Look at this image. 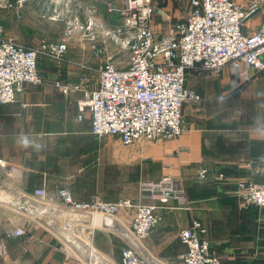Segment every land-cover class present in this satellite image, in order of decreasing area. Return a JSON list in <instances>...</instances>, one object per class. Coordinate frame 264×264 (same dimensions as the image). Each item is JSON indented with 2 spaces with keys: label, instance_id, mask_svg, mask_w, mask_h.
<instances>
[{
  "label": "crops",
  "instance_id": "0c3cea01",
  "mask_svg": "<svg viewBox=\"0 0 264 264\" xmlns=\"http://www.w3.org/2000/svg\"><path fill=\"white\" fill-rule=\"evenodd\" d=\"M26 1H21V11ZM69 1L62 0L68 12ZM80 1L77 6L87 16L99 9L89 5V0ZM15 2L18 5L19 0ZM46 2L48 11H56L60 3ZM122 3L106 0L105 11ZM255 16L258 19L249 23ZM24 17L23 13L12 30L11 19L0 15L5 38L26 47L60 41L33 36ZM253 17L245 22L246 32L261 26L264 11ZM155 26L154 20V31L164 34ZM77 41L80 49L69 48L62 62L40 59L43 84H26L16 103L0 105V187L17 199L13 206L0 204V264H84L87 256L78 253L71 258L73 246L40 216L44 208H64L59 190L67 187L81 201H139L142 182L165 176L183 183L191 208H177L173 201L158 204L162 220L140 245L142 259L148 264H185L187 247L179 233L198 220L208 228L212 250L221 256L222 264H264V208H245L235 194L240 180L264 181V75L252 72V80L240 86L228 68L220 74L189 73L187 87L197 91L201 100L184 104L183 135L176 140H140L125 146L118 137L94 136L89 111L78 120L83 92L64 95L55 85L77 84L89 76L90 88L98 86V69L105 55L94 51L88 41ZM11 166L17 167L12 176L8 173ZM202 168L209 170L206 179L198 178ZM221 174L226 179H220ZM42 187L47 189L48 199L36 201L33 193ZM14 214L18 215L15 220L11 218ZM133 216L134 210H123L110 227L102 224L105 219L97 218L92 243L100 264H123ZM25 226L33 236L27 254L23 253V240L6 237ZM81 226L88 225L76 224L71 231Z\"/></svg>",
  "mask_w": 264,
  "mask_h": 264
},
{
  "label": "built area",
  "instance_id": "2783aa9c",
  "mask_svg": "<svg viewBox=\"0 0 264 264\" xmlns=\"http://www.w3.org/2000/svg\"><path fill=\"white\" fill-rule=\"evenodd\" d=\"M21 1L15 4L20 7ZM15 4L11 0H0L1 9H14ZM190 8L184 23L171 25L160 35L153 29L158 11L156 0H123L121 6L109 7V13L120 18L117 30L89 17L84 23L71 21L69 32L60 41H42L37 47H26L15 39L5 38L0 24V105L16 103L26 84H43L40 59L64 61L72 33L79 31L82 40L88 41L94 51H100L105 57L98 69L96 88H90L92 78L89 76L80 78L77 84L55 83L64 95L84 93L78 103V120L82 121L83 114L89 111L94 136L118 137L125 146L140 140L179 139L184 133V104L201 100L197 91L187 87L189 73L220 74L228 68L240 86L252 80V72L264 75V21L258 30L245 31L246 19L255 12L264 11V0L242 3L238 0H190ZM109 40L129 53L126 67L120 66L109 53ZM16 171L15 166L8 169L10 176ZM208 173L207 168H202L198 178L206 179ZM219 177L226 179L224 174ZM140 191L139 201L105 202L100 198L81 201L64 187L58 192L64 208H44L40 214L53 217L70 212L89 216L91 223L87 227L81 226L72 232V226H68V230L89 252L84 264H100L92 243L97 218L114 220L123 210H134L122 263L148 264L142 259L139 247L162 220L157 213L158 204L173 201L177 208L189 210L191 202L183 183L171 176L142 182ZM235 194L245 208H264V181L240 180ZM48 195L45 187L33 193L40 202L47 200ZM83 228L91 233L90 240L78 235ZM6 237L23 240V253L29 252L33 239L30 227H18L6 233ZM179 239L187 247L185 264H222L221 256L212 250L208 228L202 222L194 220L191 226L180 231ZM78 253L73 249L69 254L75 258Z\"/></svg>",
  "mask_w": 264,
  "mask_h": 264
},
{
  "label": "rangeland",
  "instance_id": "374dc122",
  "mask_svg": "<svg viewBox=\"0 0 264 264\" xmlns=\"http://www.w3.org/2000/svg\"><path fill=\"white\" fill-rule=\"evenodd\" d=\"M11 1L13 4H15V1L17 0ZM46 1L47 0H27V8H24L25 11H21L22 7H18L16 4V8L11 10L0 8V15L8 16V18L11 19L13 23L12 30H14L16 26H18V23L20 22L24 13V18H26L27 21L26 24H24L25 27L27 29L33 28V31H31L32 35H38L39 38H42H40L41 40H61L63 37H65V34L69 32L68 25L71 21L73 22L77 20L80 23H84L89 17H93L96 20L98 19L109 29L113 28L114 30H117L120 26L121 21L119 16L114 13L110 14L107 10L105 11L106 0H99L97 2H93L94 0L87 1V3H90L89 5L93 3V5L99 7L95 13L88 16L77 6L78 3H81L80 0H76V2L74 0L69 1L70 12H68L67 8L64 7L62 0H58L60 3H58L59 5L58 8H56V11H48L46 8ZM156 2L160 13L158 12L156 15L155 27L156 30H161V33H165L168 29V26H174L185 21L191 10L190 0H157ZM7 10L9 12H6ZM163 12H165L166 15ZM257 19L258 16H255L249 20V23L251 21H256ZM255 29L258 30L259 27L256 26ZM23 32L25 35L26 33H29L27 31ZM80 38L81 33L79 31L72 33L70 50L80 49V42L77 41ZM108 44V51L114 56L116 62L119 63L120 66L126 67L128 65L129 53L111 40L108 41ZM11 218L15 220L18 218V215L14 214L11 216Z\"/></svg>",
  "mask_w": 264,
  "mask_h": 264
},
{
  "label": "water",
  "instance_id": "95a60500",
  "mask_svg": "<svg viewBox=\"0 0 264 264\" xmlns=\"http://www.w3.org/2000/svg\"><path fill=\"white\" fill-rule=\"evenodd\" d=\"M258 12L251 14L247 19L249 20ZM17 199L14 195H11L5 189L0 187V204L12 205L16 204ZM30 206V203H27ZM41 218L45 220L54 230H56L70 245L73 246L74 249L79 251L81 254L88 256L89 252L80 244V242L74 238L69 230L68 226H75L76 224L89 225L91 223V218L89 216L73 214L70 212L59 214L58 216H45L40 214ZM104 224L110 227L113 222L110 219H106ZM78 235H80L84 240H90L91 233L88 232L85 228L78 231Z\"/></svg>",
  "mask_w": 264,
  "mask_h": 264
},
{
  "label": "trees",
  "instance_id": "16d2710c",
  "mask_svg": "<svg viewBox=\"0 0 264 264\" xmlns=\"http://www.w3.org/2000/svg\"><path fill=\"white\" fill-rule=\"evenodd\" d=\"M157 1V0H156ZM156 15H157V13H156ZM156 15H155V18H156ZM155 20V19H154ZM186 21V20H185ZM185 21H183V22H181V23H184ZM181 23H179V24H181ZM169 27V26H168Z\"/></svg>",
  "mask_w": 264,
  "mask_h": 264
}]
</instances>
